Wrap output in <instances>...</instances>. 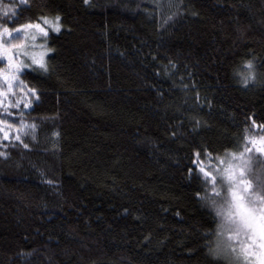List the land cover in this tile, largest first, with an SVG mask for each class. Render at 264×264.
I'll return each mask as SVG.
<instances>
[{"label": "trees", "instance_id": "trees-1", "mask_svg": "<svg viewBox=\"0 0 264 264\" xmlns=\"http://www.w3.org/2000/svg\"><path fill=\"white\" fill-rule=\"evenodd\" d=\"M43 17L33 134L0 146V264H215L198 163L264 124V0H30L8 26Z\"/></svg>", "mask_w": 264, "mask_h": 264}, {"label": "clouds", "instance_id": "clouds-1", "mask_svg": "<svg viewBox=\"0 0 264 264\" xmlns=\"http://www.w3.org/2000/svg\"><path fill=\"white\" fill-rule=\"evenodd\" d=\"M29 3L30 0H0V38L11 37L20 31L10 28L8 23L17 18L20 5ZM58 21L59 18L57 24ZM57 27L60 31V26ZM24 29H28L27 24ZM21 44L22 41L9 44L0 39L5 54ZM241 66L247 71L241 72L238 68L234 74L241 77L237 82L247 88L257 81L256 60H243ZM8 71L0 68L3 83L7 85L5 89L0 84V107L4 113H8L9 107L18 108L20 103L7 100L8 94L13 93V81L18 79ZM31 127L33 125L23 120L17 128L7 119H0V130L24 133ZM0 156L7 158V153L0 152ZM205 156L206 159L199 162V154H196L198 174H202V191L195 195L215 220L214 227L203 230L207 256L215 264H264V124L257 125L252 121L243 129L242 137L234 147L219 153L206 149ZM250 257H255V262Z\"/></svg>", "mask_w": 264, "mask_h": 264}, {"label": "rangeland", "instance_id": "rangeland-1", "mask_svg": "<svg viewBox=\"0 0 264 264\" xmlns=\"http://www.w3.org/2000/svg\"><path fill=\"white\" fill-rule=\"evenodd\" d=\"M49 21V23H45ZM31 25L25 31L24 26L16 27L20 31L13 33V36L7 38H0L6 40L7 43L20 42L22 44L18 48L11 49L9 54H5L3 47H0V68H7L8 74H15L18 79L13 81V93H9L7 100L11 103L20 101L18 108L9 107L8 113L3 112V108L0 107V119H7L8 123L15 125L17 128L20 125L21 120L25 123L31 124L23 118L25 113L31 108L32 103L37 99L35 91L29 89L22 81L21 74L25 68L32 67L34 64L42 63L44 61L43 54L46 52L44 45V37L51 31H55L57 24L56 18H46L41 23H29ZM39 25L40 27H35ZM43 29V32L40 31ZM46 33V34H45ZM33 37H35L33 39ZM9 55L11 59H9ZM15 65V67H13ZM0 84H3L6 89V83H3V76L0 75ZM33 125V124H31ZM34 125L31 128L25 129L24 133L13 131L11 129L0 130V146L6 148L7 144L22 143L26 137H32ZM8 133V138L5 139L4 133ZM19 136L20 139H16ZM250 260L255 262V257H250Z\"/></svg>", "mask_w": 264, "mask_h": 264}, {"label": "snow or ice", "instance_id": "snow-or-ice-1", "mask_svg": "<svg viewBox=\"0 0 264 264\" xmlns=\"http://www.w3.org/2000/svg\"><path fill=\"white\" fill-rule=\"evenodd\" d=\"M57 19H58V18H57ZM45 23H49V21H45ZM28 27H31V25H28ZM35 27L39 28L40 26H39V25H36ZM40 31L43 32V29H40ZM55 31H59V27H56V28H55ZM45 34H46V33H45ZM41 66H43V64H41ZM4 137H5V139L8 138V133H7V132L4 133ZM16 139H20V137L17 136ZM25 146L27 147V145H25Z\"/></svg>", "mask_w": 264, "mask_h": 264}, {"label": "bare ground", "instance_id": "bare-ground-1", "mask_svg": "<svg viewBox=\"0 0 264 264\" xmlns=\"http://www.w3.org/2000/svg\"><path fill=\"white\" fill-rule=\"evenodd\" d=\"M19 8H20V6H19ZM19 8H18V9H19ZM46 18H52V17H43L42 20H41L40 22H37V23H41V22H42L43 20H45ZM56 19H57V18H56ZM39 64H42V63H39Z\"/></svg>", "mask_w": 264, "mask_h": 264}]
</instances>
